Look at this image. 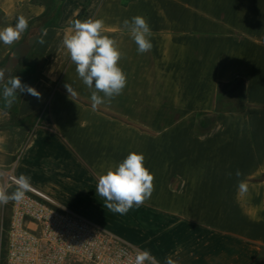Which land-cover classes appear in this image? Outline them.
<instances>
[{"label":"crops","instance_id":"0c3cea01","mask_svg":"<svg viewBox=\"0 0 264 264\" xmlns=\"http://www.w3.org/2000/svg\"><path fill=\"white\" fill-rule=\"evenodd\" d=\"M80 9V0H0V29L29 21L19 41L0 42L5 82L16 75L41 93L7 108L0 85V171L29 176L56 205L160 264H264V0H87L82 20L105 21L127 73L123 93L96 111L62 45ZM135 15L153 31L143 55L122 26ZM130 152L145 155L154 192L121 216L95 187Z\"/></svg>","mask_w":264,"mask_h":264},{"label":"clouds","instance_id":"9594fccd","mask_svg":"<svg viewBox=\"0 0 264 264\" xmlns=\"http://www.w3.org/2000/svg\"><path fill=\"white\" fill-rule=\"evenodd\" d=\"M29 26L28 19L21 15L14 25L0 29V42L12 45L19 41ZM137 46L138 54H146L153 48V31L148 20L142 15H135L122 21ZM105 21L100 18L76 19L72 22L71 33H66L62 45L75 65V71L87 88L91 89V108L98 110L99 106L111 103L121 95L127 86V73L120 67L119 61L125 54L117 46V41L106 34ZM47 30L42 29L38 43H45ZM5 69L0 68V85L3 88L5 107L11 108L21 94H29L37 99L41 93L34 87L24 84L19 76H9L5 82ZM65 89L70 97L77 95L72 85L65 83ZM143 153L130 152L115 167H110L98 177L96 195L103 198V208L121 216L130 209L140 207L152 197L154 192V174L145 166ZM232 173H228L231 177ZM243 173L237 169V191L245 194L248 185L239 180ZM15 190L9 191L8 185L0 183V206L9 202H22L27 192L31 190V178L21 174L13 180ZM134 264H160L152 253L147 250H137ZM165 264H177L171 257L166 258Z\"/></svg>","mask_w":264,"mask_h":264},{"label":"built area","instance_id":"2783aa9c","mask_svg":"<svg viewBox=\"0 0 264 264\" xmlns=\"http://www.w3.org/2000/svg\"><path fill=\"white\" fill-rule=\"evenodd\" d=\"M0 177L15 190L18 177L11 171H0ZM7 205V226L0 224V264H134L140 250L33 186L22 202Z\"/></svg>","mask_w":264,"mask_h":264},{"label":"trees","instance_id":"16d2710c","mask_svg":"<svg viewBox=\"0 0 264 264\" xmlns=\"http://www.w3.org/2000/svg\"><path fill=\"white\" fill-rule=\"evenodd\" d=\"M81 1V9L79 11V13L77 14L76 17L73 18L72 22L76 19H80L82 20L85 15H86V2L87 0H80ZM47 20H48V17L47 15H43V17H41L38 21H39V25H38V28H34L31 32H32V36L33 38H35L37 36V32L40 31V28L42 25L46 24L47 23Z\"/></svg>","mask_w":264,"mask_h":264},{"label":"rangeland","instance_id":"374dc122","mask_svg":"<svg viewBox=\"0 0 264 264\" xmlns=\"http://www.w3.org/2000/svg\"><path fill=\"white\" fill-rule=\"evenodd\" d=\"M221 98L223 97V99L226 98V94L225 91H222L221 93ZM237 104V103H235ZM211 124L208 125V127H206V125H204V129H200L201 131H208V129L210 128ZM210 130V129H209ZM0 183H2V178L0 177ZM12 190H10L11 192ZM8 214H9V210H8V205L6 206H0V224L2 223V225L4 226V228H6L7 223H8ZM3 238H4V234H3Z\"/></svg>","mask_w":264,"mask_h":264}]
</instances>
